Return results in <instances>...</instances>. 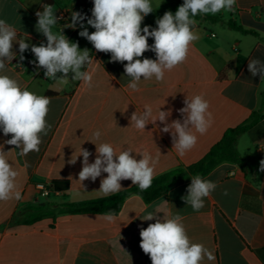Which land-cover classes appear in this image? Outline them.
<instances>
[{
  "label": "crops",
  "instance_id": "0c3cea01",
  "mask_svg": "<svg viewBox=\"0 0 264 264\" xmlns=\"http://www.w3.org/2000/svg\"><path fill=\"white\" fill-rule=\"evenodd\" d=\"M43 3L52 4L57 16L75 5L65 0H0V19L15 28L17 40L46 43L36 30V13L42 11ZM182 4L183 0H151L153 12L144 18L142 27L155 28L158 18L167 11L174 14ZM203 16L222 21L196 20L198 39L190 45L185 62L166 71L163 81L142 78L138 92L127 87L130 78L125 76L124 65L110 62V53L97 52L79 36L80 27L76 31L65 27L64 35L78 42L81 50L90 51L93 63L87 69L93 73L91 87L71 79H46L44 69L38 70L32 63L35 56L31 49L20 61L19 45L14 44L17 57L0 74L50 98L46 120L51 129L42 136L39 151L27 156H20L19 149L11 151L15 146L4 144L11 135L5 137L0 131V144L18 173L16 191L21 195L18 200L0 201V264H152L140 248L141 228L155 222L143 220L147 213L161 219L181 215L191 242L203 244L215 256L214 261L205 257L202 264H264V172L260 171L264 160V79L252 77L248 71L249 61L264 62V0H237L232 11ZM228 21L250 33L230 29L225 24ZM64 26L59 22L53 31ZM88 30L95 31L90 26ZM148 43L154 40L149 38ZM144 57L156 58L152 51ZM195 95L208 101L213 123L204 135L195 133L196 145L183 156L173 148L170 133L160 131L163 125L159 121L147 125L145 131L130 125L132 113H141L145 105L152 107L154 115L162 107L171 110L170 120L180 119L178 110L184 107L186 96ZM260 108L263 118L237 142L247 171L226 162L204 176L218 186L204 198L200 211H193L182 199L191 184L189 178L151 203L129 197L121 211L113 214L112 222L105 214L62 213L64 203L113 194L100 191L106 173L95 181H78L83 158L78 157L75 164L69 161L79 154L80 146L92 153L90 163L96 156L93 143H110L117 153L129 149L135 155L142 149L154 157L159 155L155 178L199 162L227 130L245 123ZM97 130L101 132L99 140L93 135ZM121 184V190L134 185L131 180ZM39 185L46 187L47 195H42Z\"/></svg>",
  "mask_w": 264,
  "mask_h": 264
},
{
  "label": "clouds",
  "instance_id": "9594fccd",
  "mask_svg": "<svg viewBox=\"0 0 264 264\" xmlns=\"http://www.w3.org/2000/svg\"><path fill=\"white\" fill-rule=\"evenodd\" d=\"M92 3L91 17L72 11L70 22L55 32L53 29L64 17L56 15L52 4H41L42 11L36 13V30L46 38V43L39 45L17 40L15 28L0 19V73L16 59L13 46L18 44L19 60L25 59L23 53L30 48L35 56L32 63L38 70L44 69L46 79H71L91 87L93 73L87 69L93 63L90 51L87 48L81 50L78 42L70 41L64 35L65 27L76 29L79 25L82 29L79 36L90 42L97 52L110 53V62L124 65L125 76L130 78L127 87L138 92L142 78L149 80L154 77L156 81H163L166 71L185 62L190 45L198 39L195 17L215 15L221 10L232 11L237 0H183L174 14L167 11L158 18L155 28L142 27L144 18L153 12L151 0H92ZM89 26L95 31L89 32ZM149 38L154 40L151 45ZM147 51L154 52L156 58L144 57ZM248 71L252 77L258 75L264 79V62L259 59L249 61ZM50 103L49 97L37 95L22 87L16 79L0 74V131L5 137L11 135L4 141L6 145L15 146L11 151L19 149L20 156L39 151L42 136L51 129L46 120ZM183 103L184 107L178 110L180 119L170 120L171 110H161L162 107L154 115L152 107L145 105L141 113H132L130 125L145 131L147 125H156L159 121L163 125L160 131L170 133L173 148L183 156L196 145L195 133L204 135L213 123L209 103L202 95L186 96ZM93 135L99 140L101 132L97 130ZM4 144H0V201L18 200L21 198L15 183L18 173L6 158ZM93 144L96 146L94 162H89L92 153L81 146L79 154L69 161L75 164L78 157L83 158L78 181H95L106 173L100 188L105 195L119 192L123 180H131L141 191L151 187L159 155L154 157L142 149L135 155L129 149L117 153L110 143ZM260 171L264 172V160L260 161ZM190 178L187 195L182 199L198 212L205 206L204 198L209 197L218 185L199 174ZM224 195H227L226 190ZM104 218L109 222L115 219L112 213L105 214ZM143 220H155L140 230V248L152 264H202L205 257L208 261L215 260L214 254L203 244L191 242L181 215L161 219L147 213Z\"/></svg>",
  "mask_w": 264,
  "mask_h": 264
},
{
  "label": "trees",
  "instance_id": "16d2710c",
  "mask_svg": "<svg viewBox=\"0 0 264 264\" xmlns=\"http://www.w3.org/2000/svg\"><path fill=\"white\" fill-rule=\"evenodd\" d=\"M195 20L219 22L220 18L204 17L198 15ZM230 29L238 30L243 33H250L243 27L237 25L232 21L225 22ZM263 118V109H259L251 115L249 120L245 123L227 130L223 138L215 144L210 151L197 163L190 165L187 169L178 168L174 171L163 173L153 179L151 187L147 190L141 191L137 185H132L127 189L115 192L112 195L84 200L80 202L64 203L62 204V213L65 214H117L121 211L125 201L132 196L140 197L145 203L152 201L168 194L169 190L179 182L189 179L194 175H201L202 177L209 174L214 168L222 163H234L238 165L242 171H247L245 161L237 149L238 139L244 135L248 130L254 127Z\"/></svg>",
  "mask_w": 264,
  "mask_h": 264
},
{
  "label": "built area",
  "instance_id": "2783aa9c",
  "mask_svg": "<svg viewBox=\"0 0 264 264\" xmlns=\"http://www.w3.org/2000/svg\"><path fill=\"white\" fill-rule=\"evenodd\" d=\"M75 5L74 8L70 11H59L58 17H64L60 22L66 25L67 22H70V15L72 11L80 12L82 14H86L88 17H91V9L93 7L92 0H74ZM79 25H77L76 29L70 28L72 31H76ZM39 189L42 191V195H47V189L44 185H39Z\"/></svg>",
  "mask_w": 264,
  "mask_h": 264
},
{
  "label": "rangeland",
  "instance_id": "374dc122",
  "mask_svg": "<svg viewBox=\"0 0 264 264\" xmlns=\"http://www.w3.org/2000/svg\"><path fill=\"white\" fill-rule=\"evenodd\" d=\"M67 4L72 3L74 0H65Z\"/></svg>",
  "mask_w": 264,
  "mask_h": 264
}]
</instances>
